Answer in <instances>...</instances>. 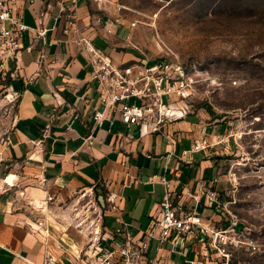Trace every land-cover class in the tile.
I'll use <instances>...</instances> for the list:
<instances>
[{
    "label": "crops",
    "instance_id": "obj_1",
    "mask_svg": "<svg viewBox=\"0 0 264 264\" xmlns=\"http://www.w3.org/2000/svg\"><path fill=\"white\" fill-rule=\"evenodd\" d=\"M49 4L53 8L47 12ZM77 12L80 32L117 65L147 58L139 53V0H104V4L82 0ZM18 13L30 27L23 47H32V52L23 51L20 61L9 65L14 77L11 72L0 74L7 102L0 115V264L43 262V235L35 222L40 213L33 208L48 194L68 201L80 189L92 187L100 199L116 195L113 203L106 204L105 225L111 230L124 224L137 238L160 219L162 177L172 181L188 207L195 204L190 197L195 187L212 181L229 204L225 196L231 192V182L223 168L222 130L201 121L195 112L154 134L142 135L139 127L118 120L112 123L109 111L104 123L97 125L92 66L76 47L66 44L56 22V4L18 0ZM37 28L48 30L44 38L37 35ZM203 140L209 146L193 152L195 143ZM201 210L210 224L227 226L229 216L224 212ZM69 235L81 243L75 230ZM50 246L65 264H74L54 243ZM156 247L152 242L149 258L163 264H221L210 247L192 236L184 246L167 243L159 254Z\"/></svg>",
    "mask_w": 264,
    "mask_h": 264
},
{
    "label": "built area",
    "instance_id": "obj_2",
    "mask_svg": "<svg viewBox=\"0 0 264 264\" xmlns=\"http://www.w3.org/2000/svg\"><path fill=\"white\" fill-rule=\"evenodd\" d=\"M51 1L58 8L56 22L61 27L66 44L76 47L92 66L98 93L94 109L97 125L104 123L109 111L113 115L112 123L118 120L127 127L137 126L140 133L146 135L158 133L189 115L187 103L194 96L198 84L190 68L169 59H157L150 65L147 58L132 64L117 65L95 46L92 39L80 32L77 10L82 0ZM95 1L104 4V0ZM52 8L53 5L49 4L46 11ZM45 15H40L39 26H43ZM157 16L155 14L153 18ZM29 30L30 27L18 13V0H0V74L11 72L9 65L17 64L23 51L32 52V47H23L25 34ZM47 31L46 28L36 29L37 35L42 38ZM107 32L111 33V30ZM44 56H41V60ZM10 76L15 75L11 72ZM165 97H169L167 102L164 101ZM179 101L183 102L185 108L177 106ZM98 105L103 106L104 110H100ZM75 114L78 116L77 112ZM208 146L207 141L203 140L195 143L192 151L198 152ZM230 182L234 185L236 180L233 178ZM214 183H199L190 194L195 204L188 207L181 201L182 195L174 191L172 181L162 177L164 193L159 205L160 219L140 238L131 237L124 224L111 230L105 225L106 204L113 203L116 195L100 199L92 187L80 189L68 201H60L57 196L48 194L43 202L33 208L40 213L35 222L43 235L41 264H65L63 258L51 250V243L74 264H163L158 258H149L152 242L157 243L156 252L159 254L167 243L175 246L179 242L184 246L189 236L206 248L210 247L221 264H235L233 255L243 246L256 254L261 250L260 243L245 237L238 229V218L227 210L229 204L214 189ZM201 208L227 213V226L219 227L207 222ZM70 230H75L81 236V243L70 237Z\"/></svg>",
    "mask_w": 264,
    "mask_h": 264
},
{
    "label": "rangeland",
    "instance_id": "obj_3",
    "mask_svg": "<svg viewBox=\"0 0 264 264\" xmlns=\"http://www.w3.org/2000/svg\"><path fill=\"white\" fill-rule=\"evenodd\" d=\"M139 12V53L190 68L198 84L189 114L222 130L224 173L236 180L227 210L261 245L232 260L264 264V0H139ZM4 100L1 87L0 115Z\"/></svg>",
    "mask_w": 264,
    "mask_h": 264
}]
</instances>
